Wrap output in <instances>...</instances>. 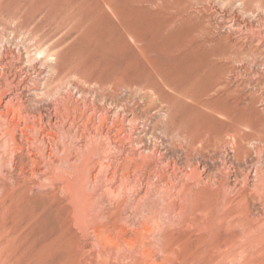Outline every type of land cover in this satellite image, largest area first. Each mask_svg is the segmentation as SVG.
Wrapping results in <instances>:
<instances>
[{"label":"rangeland","instance_id":"374dc122","mask_svg":"<svg viewBox=\"0 0 264 264\" xmlns=\"http://www.w3.org/2000/svg\"><path fill=\"white\" fill-rule=\"evenodd\" d=\"M263 53L264 0H0V110L6 111L8 97L21 103L28 123L40 118L41 132L51 130L59 147L54 174L34 173L29 152L38 155L54 139L40 142L36 127L35 133L23 130L22 138L21 126L12 131L18 111L0 114V264H264L263 246L246 245L252 236L239 221L247 204L256 217L264 205L258 194L247 203L243 197L254 192L255 168L264 172V138L258 140L264 137ZM54 113L60 122L54 123ZM132 114L137 119L129 121ZM120 126L131 139L118 133ZM226 127L214 146L204 148L196 138ZM233 135L247 151L239 161ZM84 144L99 149L74 165L93 167L88 190L70 194L64 183L79 185L86 169L77 174L59 158L64 146L69 163L79 158ZM121 171L130 179L136 173L142 183L107 191L121 186ZM143 189L146 196L138 199ZM86 193L92 202L100 197L95 203L102 209L93 202L96 212L90 205L83 212ZM197 203L202 206L193 210ZM103 231L110 241L101 239ZM232 234L239 237L216 242Z\"/></svg>","mask_w":264,"mask_h":264},{"label":"bare ground","instance_id":"6f19581e","mask_svg":"<svg viewBox=\"0 0 264 264\" xmlns=\"http://www.w3.org/2000/svg\"><path fill=\"white\" fill-rule=\"evenodd\" d=\"M145 1V0H144ZM182 1V0H181ZM170 2H172V1H170ZM42 4V3H41ZM65 4V3H64ZM67 8V7H66ZM56 10V9H55ZM139 10V9H138ZM258 10V9H257ZM13 12V11H12ZM30 12V11H29ZM47 13H49V12H47ZM33 15V14H32ZM235 29V28H234ZM84 30H85V28H84ZM237 30V29H236ZM165 42V41H164ZM166 49V48H165ZM164 49V50H165ZM264 54V53H263ZM19 55V54H18ZM209 57V56H208ZM206 58V57H205ZM146 61V60H145ZM190 66V65H189ZM2 67V66H1ZM7 69V68H6ZM52 70H54V69H52ZM1 78V77H0ZM15 78V77H14ZM24 79V78H23ZM220 79H221V77H220ZM30 80V79H29ZM19 81V80H18ZM1 82V81H0ZM6 82H7V80H6ZM5 82V83H6ZM17 83V82H16ZM9 84V83H8ZM16 85V84H15ZM24 86H26V85H24ZM58 86V85H57ZM28 87V86H27ZM122 87V86H121ZM10 89V88H9ZM57 90V89H56ZM93 90V89H92ZM147 92V91H146ZM4 93V92H3ZM95 93V92H94ZM41 94V93H40ZM17 95V94H16ZM8 96V95H7ZM18 97V96H17ZM16 97V98H17ZM122 97V96H121ZM140 97V96H139ZM180 97V96H179ZM2 98V97H1ZM76 98H78V97H76ZM11 99L12 98H7V100H5V103H3V109L5 108V110L6 111H2V110H0V114H6L7 112H9L10 110H14V111H18V112H16V113H18V115L16 116L17 118H16V120H17V122H14V128L13 127H11V128H13L14 130H12L11 128H9L10 130H12L13 131V133L15 132V129H17L16 127L19 125V126H21V127H19L20 128V135L22 136V138H23V136H25V134H22L23 133V130H25V129H29L30 131L29 132H31V133H35V131H33L32 132V130L31 129H35V127H36V130L38 131V133H39V135H40V138L38 139V140H40V142H46V141H51L52 140V132H51V130H49L50 128L48 127V130L49 131H44V132H41V130H42V128H43V126H41V124H39L38 122H40V118H39V120H38V118H37V120H38V122L37 121H35V122H33V124H29L28 123V119H27V115H28V112L26 111V110H24V108H23V105L21 104V103H18V104H16V105H14L13 104V102H11ZM80 99V98H79ZM143 99V98H142ZM85 100V99H84ZM101 100H103V99H101ZM100 100V101H101ZM33 102V101H32ZM88 104H90V103H88ZM197 104V103H196ZM119 106V105H118ZM162 106V105H161ZM103 107V106H102ZM106 107V106H105ZM125 107V106H124ZM94 108V107H93ZM122 108H123V105H122ZM56 109V108H55ZM108 109V108H107ZM63 111H64V109H63ZM124 112H125V109L123 110ZM54 112V111H53ZM60 112V111H59ZM116 112V111H115ZM30 113V112H29ZM86 113V112H85ZM150 113V112H149ZM8 114V113H7ZM64 114V113H63ZM105 114V113H104ZM103 114V115H104ZM195 114V113H194ZM197 114V113H196ZM13 115V112H12V114H11V116ZM15 115V114H14ZM33 116H34V114H32ZM67 115V114H66ZM89 115H91L90 113H89ZM100 115H101V113H100ZM61 116V115H60ZM97 116H99V115H97ZM190 116V115H189ZM2 117H3V115H2ZM13 117V116H12ZM30 117V116H29ZM51 118L53 117V120H54V123H57L58 121H59V117H57V115L54 113V116L52 115V116H50ZM88 117V116H87ZM94 117V116H93ZM109 117V116H108ZM131 118H129V121H131V120H133V119H137V117L135 118V116H134V114H132L131 116H130ZM4 118V117H3ZM6 118V117H5ZM31 118V117H30ZM30 118H29V120H30ZM64 118V117H63ZM78 118V117H77ZM126 118V117H125ZM7 119H10V118H7ZM27 119V120H26ZM34 119V118H33ZM197 119V118H196ZM202 119H203V117H202ZM11 120H12V118H11ZM101 120H103V119H101ZM32 121V120H31ZM49 121V120H48ZM97 121H99V120H97ZM189 121V120H188ZM7 122H9V121H7ZM60 122V121H59ZM106 122V121H105ZM110 122V121H109ZM111 122H112V120H111ZM145 122V121H144ZM190 123H192V121L190 120L189 121ZM3 123V122H2ZM5 123V122H4ZM45 123H48L47 122V120H46V122ZM50 123H52V122H50ZM68 123V122H67ZM86 123H88V122H86ZM115 123V122H114ZM197 123V122H196ZM71 124H72V122H71ZM81 124V123H80ZM189 124V123H188ZM198 124V123H197ZM197 124H195V125H197ZM226 124V123H225ZM49 125H51V124H49ZM56 125V124H55ZM101 125V124H100ZM233 125V124H232ZM10 126H12L11 124H10ZM47 126V125H46ZM52 126H53V124H52ZM187 126V125H186ZM185 126V127H186ZM199 126L200 125H197V127L199 128ZM71 126H69V128H70ZM85 127V126H84ZM118 127V126H117ZM192 127H194V126H190L189 127V129H191ZM241 127V126H240ZM45 128V127H44ZM57 128V127H56ZM94 128V127H93ZM92 128V129H93ZM96 128H98V127H96ZM106 128V127H105ZM120 128V129H119ZM118 128V133H120V134H123V133H125V131H124V129L122 128V126H120ZM127 128V127H126ZM5 129V128H4ZM9 129L7 130V131H9ZM188 129V128H187ZM201 129V127L198 129V130H200ZM202 129H204V128H202ZM99 130V129H98ZM101 130V129H100ZM99 130V131H100ZM126 130V129H125ZM185 130H186V128H185ZM192 130H193V128H192ZM197 130V131H198ZM43 131V130H42ZM67 131V130H66ZM73 131H74V129H73ZM140 131V130H139ZM188 131V130H187ZM189 131H191V130H189ZM194 131V130H193ZM193 131L191 132V133H193ZM230 131V128L229 127H226V129L222 132V131H216L215 132V135L213 134V137L212 138H209L210 137V135L208 136H205L206 134H204V137H202V133H200V136L199 137H196L197 136V134L198 133H195L194 135V137H196L198 140H201L200 142L203 144V146L202 147H204V148H206L208 145H213L214 146V144L216 143V141H218V140H221L222 139V136L220 135L221 133H225L224 135H227V133L226 132H229ZM10 132V131H9ZM27 132V131H26ZM53 132H54V130H53ZM4 133V132H3ZM2 133V134H3ZM25 133V132H24ZM66 133V132H65ZM106 133V132H105ZM209 133V132H208ZM212 133V132H211ZM9 134V133H8ZM27 134V133H26ZM69 134V133H68ZM71 134V133H70ZM104 134V133H103ZM240 134V133H239ZM15 134H13V135H11V133H10V136H12V139L11 138H9V139H11L12 141L14 140V136ZM28 135V134H27ZM29 135H30V133H29ZM97 135V134H96ZM124 136H125V138L127 137V135H125V134H123ZM164 135V134H163ZM193 135V134H192ZM50 136L52 137V138H50ZM54 136H55V134H54ZM57 136H58V134H57ZM107 136H110V135H107ZM37 137V136H36ZM39 137V136H38ZM59 137V136H58ZM102 137H103V135H102ZM201 137V138H200ZM233 137H234V135H233ZM34 138H35V136H34ZM97 138V137H96ZM106 138H108V137H106ZM127 138H129V139H131V137H130V135L127 137ZM191 138V137H190ZM196 138H194V139H196ZM203 138H205V139H203ZM263 136H259L258 137V140L259 141H263ZM5 139H7V138H5ZM25 139V138H24ZM54 139V138H53ZM114 139V138H113ZM193 139V138H192ZM194 139H193V141H194ZM196 139V140H197ZM20 140V139H19ZM31 140V139H30ZM37 140V139H36ZM74 140V139H73ZM110 140V139H109ZM108 140V141H109ZM203 140H204V142H203ZM227 140V139H226ZM257 140V141H258ZM11 141V142H12ZM15 141V140H14ZM13 141V142H14ZM25 141H26V139H25ZM24 141V142H25ZM33 141V140H32ZM54 141V145L50 148V147H41V148H39L38 150H39V154L38 155H36V154H34V153H32V152H29V154H31V158H30V160H28V161H31L32 162V164H33V166L34 167H37V168H35V169H33V172L35 171V172H38V173H40V175L41 174H45L46 172H51L52 174H54V166H53V163L52 162H54L55 164H57V165H59V163H57L58 161V158H57V152L56 151H58L59 150V147H58V145H56V141H55V139L53 140ZM67 141V140H66ZM86 141V140H85ZM102 141V140H101ZM119 141V140H118ZM130 141H135V142H137L138 141V137L137 136H133V140H130ZM192 141V140H191ZM8 142V141H7ZM12 142V143H13ZM16 142V141H15ZM20 142V141H19ZM27 142V141H26ZM30 142V141H29ZM60 142V141H59ZM195 142V141H194ZM47 143V142H46ZM62 143V142H61ZM89 143V142H88ZM115 143V142H114ZM196 143H197V141H196ZM25 144V143H24ZM23 144V145H24ZM30 145H32L31 143H29ZM35 144H37V143H35ZM40 144V143H39ZM49 144H50V142H49ZM124 144V143H123ZM127 144V143H126ZM130 144H132L131 142H130ZM195 144V143H194ZM14 145V144H13ZM22 145V144H21ZM21 145L20 144H18V148H21ZM34 145V144H33ZM46 145V144H45ZM82 145V144H81ZM87 145V144H86ZM85 144L80 148L81 149V153L79 154V158H76V157H74L73 159H72V164L70 165V163H69V161L70 160H68L69 159V154L70 153H68L69 151H70V148H69V146H64V148H63V153H64V157L61 159V158H59V162H62V163H64V164H66L69 168H70V166H74V165H76L75 163H76V161L79 159V161H81V163L83 164V162L85 161V160H88V158H90L91 157V155H93V154H95L99 149H98V146H94V145H91V147L90 148H88L87 146H86ZM128 145V144H127ZM6 146L7 145H5V148L3 149V150H7L8 148H6ZM27 146V145H26ZM63 146V145H62ZM130 146V145H129ZM180 146V145H179ZM231 146V145H230ZM2 147H3V145H2ZM14 148H15V146H13ZM28 147V146H27ZM79 147V146H78ZM126 147V146H125ZM9 148H11V147H9ZM77 148V147H76ZM145 148V147H144ZM12 149V148H11ZM11 149H10V151H11ZM103 149V148H102ZM133 149V148H132ZM135 149V148H134ZM158 149V148H157ZM191 149V148H190ZM15 150H17V148L15 149ZM27 150V149H26ZM112 150V149H111ZM156 150V149H155ZM233 150H234V159H236L237 161H239V160H241V157H242V154L244 155V154H246V149H244V146L242 145V143H241V141H240V137H239V135L238 136H235L234 137V142H233ZM259 150V149H258ZM37 151V150H36ZM54 151V152H53ZM76 151V150H75ZM101 151V150H100ZM99 151V152H100ZM4 152V151H3ZM7 152V151H6ZM12 152V151H11ZM16 152H18V151H16ZM20 152V151H19ZM103 152V151H102ZM101 152V153H102ZM134 152V151H133ZM158 152V151H157ZM139 153V152H138ZM137 153V154H138ZM2 154V153H1ZM0 154V155H1ZM20 154H22V152L20 153ZM19 154V155H20ZM131 154H133V153H131ZM134 154H136V152L134 153ZM261 154V153H260ZM4 155H8L7 153L6 154H4ZM3 155V156H4ZM9 155H10V153H9ZM13 155V154H12ZM24 155V154H23ZM69 155V156H68ZM101 155V154H100ZM108 155V154H107ZM124 155H126V154H124ZM21 156V155H20ZM133 156V155H132ZM131 156V157H132ZM136 156V155H135ZM133 157V158H136V157ZM1 157V156H0ZM27 157V156H26ZM104 157V156H103ZM102 157V158H103ZM109 157V156H108ZM20 158V157H19ZM127 158H128V156H127ZM138 158V157H137ZM136 158V159H137ZM141 158V157H140ZM143 158V157H142ZM7 159H8V157H7ZM13 159V158H12ZM18 159V158H17ZM25 159V158H24ZM119 159V158H118ZM0 160L2 161V159L0 158ZM9 160H10V158H9ZM14 160V159H13ZM19 160V159H18ZM22 160V159H21ZM20 160V161H21ZM27 160V159H26ZM46 160V161H45ZM50 162H49V161ZM105 160V159H104ZM111 160V159H110ZM115 160V159H114ZM0 161V162H1ZM7 161V160H6ZM12 161V160H11ZM45 161V162H44ZM117 161V160H116ZM15 162H17V161H15ZM22 162V161H21ZM107 162V161H106ZM13 163V162H12ZM18 163H19V161H18ZM61 163V164H62ZM79 163V162H78ZM146 164L147 163H149L148 161H146L145 162ZM14 164V163H13ZM12 164V165H13ZM17 164V163H16ZM24 164V163H23ZM23 164H21V165H23ZM26 164V163H25ZM101 164V163H100ZM19 165V164H18ZM28 165V164H27ZM44 165V166H43ZM81 165V164H80ZM102 165V164H101ZM46 166V167H45ZM104 166V165H103ZM105 166H107V165H105ZM125 166H127V165H125ZM124 166V167H125ZM134 166V170L135 169H138L135 165H133ZM132 166V167H133ZM3 167V166H2ZM15 167V166H14ZM17 167V166H16ZM20 167H23V166H20ZM19 167V168H20ZM42 167H44L45 169L47 168V171H45V170H41V168ZM79 167H81V166H74L73 167V169H74V171H75V169L77 170V174H78V170L79 169H77V168H79ZM123 167V166H122ZM18 168V171H22V170H20ZM28 168H30V167H28ZM59 168V167H58ZM107 168V167H106ZM129 168V167H128ZM146 168V167H145ZM23 169V168H22ZM50 169V170H49ZM65 169V168H64ZM81 169L83 170H85L86 169V178H84L83 179V181L78 185V184H76V183H74V182H72V181H69V179H67V181L64 183V185H63V189L66 191V192H68V193H70V194H73V193H75L76 192V190H78V188H81L82 190H85V189H87L88 190V183H89V181L87 180L88 179V176H90V175H92L91 174V171L93 170V167H87V166H82L81 167ZM80 169V170H81ZM102 168L99 166V168H98V170H96V172H95V174H93V177L91 178V180H92V182L95 184V181H96V178H98V175H99V173L102 171L101 170ZM66 170V169H65ZM126 170V169H125ZM129 170V169H128ZM127 170V171H128ZM25 171V170H24ZM107 171V170H106ZM122 171H123V169H122ZM121 171V172H122ZM127 171H125V172H127ZM133 171V170H132ZM138 171V170H137ZM136 171V172H137ZM4 172V171H3ZM34 172V173H35ZM83 172V171H82ZM113 172V171H112ZM125 172H122L123 174L125 173ZM129 172V171H128ZM134 172V171H133ZM139 172V171H138ZM0 173H2V172H0ZM19 173H21V172H19ZM66 173V172H65ZM73 173V172H72ZM74 173H76V172H74ZM80 173V172H79ZM102 173V172H101ZM115 173L116 172H114V175H115ZM121 173V174H122ZM152 173V172H151ZM250 173V172H249ZM249 173H246V176H245V182L248 180V177L250 176V174ZM120 174V175H121ZM140 174V173H139ZM147 174V173H146ZM145 174V175H146ZM191 174L192 175H196V169L194 168L192 171H191ZM1 175H3V173L1 174ZM4 175H6V174H4ZM9 175H10V173H9ZM38 175V174H37ZM76 175V174H75ZM127 175H129V173L127 174ZM132 175H135V177H133L132 179H130L129 178V176L126 178V174H124L123 176H124V178H122V180H120L121 181V186H118L117 188L115 187V189H110L109 187L107 188V191H113L114 192V190H117V193H118V189L119 188H121V189H123V190H125V191H127V190H130V189H132L133 187H137V185H138V183L140 182V180L138 179V176L136 177V173H134V174H132ZM141 175V174H140ZM153 175V174H152ZM22 176H23V174H22ZM31 176H33V175H31ZM30 176V178H33V177H31ZM39 176V175H38ZM54 176V175H53ZM63 176H64V174H63ZM66 176H68L67 174H66ZM105 176V175H104ZM111 176V175H110ZM109 176V177H110ZM253 176L256 178V180H254V182H256L257 181V184H255L254 185V192L252 193V191L251 192H249V194H250V196L248 195V196H243L244 197V199H245V202L247 203V201H248V198L247 197H253V199L256 197L255 195H259L261 198H260V201L261 202H263V204H264V197L262 196V190L264 191V172H263V169L262 168H255V170H254V173H253ZM1 177V176H0ZM41 177V176H40ZM43 177V176H42ZM46 177V176H45ZM52 177V176H51ZM50 177V178H51ZM112 177H114V176H112ZM143 177V176H142ZM148 177V176H147ZM192 177V176H191ZM9 178V180H10V177H8ZM44 178V177H43ZM50 178H48V179H50ZM54 178V177H53ZM102 178V177H101ZM158 178V177H157ZM195 178V177H194ZM45 179V178H44ZM151 179V178H150ZM150 179H149V182H150ZM166 179V178H165ZM168 179V178H167ZM2 180V179H1ZM9 180H7V181H9ZM112 180V179H111ZM111 180H109V182L111 181ZM114 180H115V178H114ZM147 180V178L145 179V181ZM251 182H253V180L250 178L249 179ZM12 180H10L9 182H11ZM23 181V180H22ZM43 181V180H42ZM29 182H31V181H29ZM28 182V183H29ZM100 182V181H99ZM33 183V182H32ZM140 183H142V182H140ZM139 183V184H140ZM169 183V182H168ZM5 184V183H4ZM10 184V183H9ZM118 184H119V182H118ZM154 184V183H153ZM106 185V184H105ZM149 185V184H148ZM183 185V184H182ZM6 186H8V185H6ZM89 186H91V185H89ZM139 186V185H138ZM151 186V185H150ZM53 187V186H52ZM113 187V186H112ZM1 188L2 187H0V190H1ZM9 188H11V187H9ZM141 188V187H140ZM161 188V187H160ZM92 189L93 190H97L96 189V186L94 185L93 187H92ZM138 189H139V187H138ZM138 189L135 191L136 193H137V191H138ZM148 189H150V188H148ZM253 189V188H252ZM144 190V189H143ZM106 191V192H107ZM149 190H147V192H148ZM171 191V190H170ZM102 193H99V194H97V195H101L100 197H102V195L103 194H105L106 192L103 190V191H101ZM104 192V193H103ZM134 192V193H135ZM144 193L142 194V195H139L138 196V199H142V198H144V196H146V191L144 190L143 191ZM85 193V192H84ZM92 193V192H91ZM96 192H94V194H95ZM88 193H86V194H84V200H83V202H81V210L82 209H84V208H86L87 209V207L90 205V207H91V205L93 204V202L95 203V201H100L99 200V198H97L96 200H95V198H94V200L95 201H91L90 200V197L89 196H91L90 194H88ZM107 194H109V193H107ZM107 194H106V196H107ZM149 194V193H148ZM52 195V194H51ZM50 195V196H51ZM115 195H117L116 193H115ZM119 195H121V194H119ZM174 195V194H173ZM4 196V195H3ZM17 196V195H16ZM53 196V195H52ZM51 196V197H52ZM125 196V195H124ZM96 197H98V196H96ZM127 197V196H126ZM135 197H137V195H135ZM176 197V196H175ZM11 198H14V197H11ZM53 198V197H52ZM118 198V197H117ZM120 198H122V197H120ZM149 198V197H148ZM156 198V197H155ZM109 199V198H108ZM137 199V200H138ZM110 200V199H109ZM108 200V201H109ZM115 200V199H114ZM127 200V199H126ZM132 200L134 201V200H136V199H134V198H132ZM179 200V199H178ZM103 201V200H102ZM116 202H118L117 200H115ZM112 202V201H111ZM111 202L109 203V204H111ZM127 202V201H126ZM125 202V203H126ZM139 202V201H138ZM156 202V201H155ZM245 202H242V204H244ZM144 203V202H143ZM102 204V203H101ZM104 204V203H103ZM127 204L128 203H126V205H125V207H124V209L127 207ZM149 204H151V203H149ZM163 204H165V203H163ZM200 204V203H199ZM199 204L197 203L196 205H194V207H193V210H196V208H198V206H199ZM241 204V203H240ZM241 204V205H242ZM262 204V203H261ZM96 203H95V207H96ZM99 205V204H98ZM105 205V204H104ZM124 204H122V206H123ZM147 204L145 203V205L143 204V206H146ZM240 205V206H241ZM93 206V207H94ZM101 206H103V205H101ZM100 206V207H101ZM128 206H130V209L132 208L131 207V205H128ZM134 207H135V205H133ZM148 206V205H147ZM151 206V205H150ZM200 206H202L201 204H200ZM199 206V207H200ZM84 207V208H83ZM95 207H94V209H95ZM99 207V206H98ZM205 207V206H204ZM79 208V209H80ZM97 208V207H96ZM110 208V207H109ZM122 209H123V207H121ZM128 208V207H127ZM146 209H149V208H147V207H145ZM145 208H143V209H145ZM186 208V207H185ZM242 208V207H241ZM253 208V207H252ZM262 208V207H261ZM15 209V208H14ZM92 207H91V212H92V210L94 211V212H96L95 210H94ZM98 209H102V208H97V210ZM115 209V208H114ZM134 209V208H133ZM136 209V208H135ZM134 209V210H135ZM202 209V208H201ZM89 210H90V208H89ZM113 210V209H112ZM134 210H133V212H134ZM156 210V209H155ZM203 210V209H202ZM241 210H243V213L241 214L242 216H241V218H240V220L239 221H241V223H242V230H243V232H248V231H250L248 234H247V236H248V238H250L249 236L251 235L252 236V238L250 239V240H248L251 244H249V242L247 243L246 242V245L247 246H249V245H251V247H253L254 245V248L255 247H261V246H263V248H264V205H263V210H262V216H260L259 215V217H256V216H252L251 215V208H250V206L247 204L246 206H244V209L242 208V209H240V212H241ZM83 212H84V210H82ZM86 211V210H85ZM100 212H101V210H99ZM105 211V210H104ZM124 211V213L126 212L125 210H123ZM139 212V210H136V212ZM142 211V210H141ZM143 211H145V210H143ZM189 211V210H188ZM89 212V211H88ZM90 212V213H91ZM99 212V213H100ZM117 212H119V211H117ZM130 212H132V211H130ZM163 212V211H162ZM186 212H187V210H186ZM87 213V212H86ZM93 213V212H92ZM92 213H91V215H92ZM119 213H121V212H119ZM118 213V214H119ZM95 214V213H94ZM94 214H93V216H94ZM98 214V213H97ZM96 214V215H97ZM103 214H106V213H103ZM102 213H101V215L100 216H102L103 215ZM108 214V213H107ZM133 214V213H132ZM136 213L134 212V215H135ZM85 215V214H84ZM95 215V216H96ZM108 215H110L109 217H111V215L112 214H108ZM90 216V215H89ZM120 216H121V214H120ZM103 217H107V215L106 216H104L103 215ZM146 217V216H145ZM149 217V216H148ZM236 217H238V216H236ZM94 218V217H93ZM100 218V217H99ZM99 218H98V220H96L95 221V223H97V221H99ZM108 218V217H107ZM120 218H122V217H120ZM239 218H237V219H239ZM82 219V218H81ZM104 219V218H103ZM102 219V220H103ZM113 220H115L114 218H112ZM148 219V218H147ZM233 219H235L236 220V218H234L233 217ZM121 220V219H120ZM127 220H128V218H127ZM83 221V220H82ZM80 222H81V220H80ZM105 222V221H104ZM108 222V221H107ZM112 222V221H111ZM94 223V222H93ZM94 223V224H95ZM151 223V222H150ZM234 223V222H233ZM87 224V223H86ZM98 224V223H97ZM96 224V225H97ZM99 224H100V222H99ZM141 224V223H140ZM238 224V223H237ZM123 225V224H122ZM172 225V224H171ZM99 226V225H98ZM125 226V225H124ZM140 226V225H139ZM156 226V225H155ZM93 226H91V228H92ZM149 227V226H148ZM263 227V228H262ZM123 228V227H122ZM151 228V227H150ZM158 228V227H157ZM15 229V228H14ZM133 229V228H132ZM138 230V229H137ZM146 230V229H145ZM241 230V229H240ZM98 231V230H97ZM102 231V230H101ZM100 231V232H101ZM114 231H115V228H114ZM254 231H258L259 232V234L256 236L253 232ZM104 232L105 231H103V233H102V235H101V237L103 236V234H104ZM110 232H111V230H110ZM120 232H121V230H120ZM120 232L119 231H115V233L117 234V233H119L118 235L120 236L121 234H120ZM137 232V231H136ZM95 233V232H94ZM109 233V232H108ZM107 233V234H108ZM144 233V232H143ZM15 234V233H14ZM97 234H99L98 232L96 233V235ZM111 234V233H110ZM110 234H108V235H110ZM116 234H114V235H116ZM95 235V234H94ZM100 235L97 237L98 239H99V237H100ZM124 235H125V233H124ZM123 235V236H124ZM112 236V235H111ZM122 236V235H121ZM104 237V236H103ZM101 238L102 240L104 239V238ZM236 237H239L237 234H232L231 236H218V238H216L217 240H216V242L219 244V245H221V244H223V245H226V244H229V243H231V242H233V239H235ZM96 237L95 238H93V239H97ZM105 238H107V239H105V241L107 240V241H110L111 239H109L110 238V236L109 237H105ZM114 238H115V236H114ZM118 238V237H117ZM121 239L123 238V237H120ZM247 238V239H248ZM101 239H99V240H101ZM119 239V238H118ZM121 239H120V241H121ZM133 239V238H132ZM141 239H142V237H141ZM160 239V238H159ZM209 239V238H208ZM246 239V238H245ZM99 240H97V242H99ZM100 241L101 242V244H105V243H102L103 241ZM115 240V239H114ZM123 240V239H122ZM126 242L128 241V240H130L129 238H127V240L126 239H124ZM123 240V242H125ZM136 240V239H135ZM104 241V242H105ZM134 241V240H133ZM160 241H163L162 239L160 240ZM214 241V240H213ZM240 241V240H239ZM113 242V241H112ZM116 242H118V241H115V243ZM130 242V241H129ZM135 242V241H134ZM157 242H158V240H157ZM110 242H108V244H109ZM107 244V243H106ZM105 244V245H106ZM118 244H120V242H118ZM117 244V245H118ZM123 244H125V243H123ZM129 244H131V243H129ZM254 244V245H253ZM158 245H159V242H158ZM167 245V244H166ZM213 245V244H212ZM215 245V244H214ZM15 246V245H14ZM94 246V245H93ZM102 246V245H101ZM104 246V245H103ZM121 246V245H120ZM119 245H118V247H120ZM143 246V245H142ZM99 247V246H98ZM125 247V246H124ZM258 247V248H259ZM140 248H142V247H140ZM164 248V247H163ZM248 249H249V247H247ZM258 248H255V249H257L258 250ZM148 249V248H147ZM150 249H151V247H150ZM247 249V250H248ZM251 249V248H250ZM149 250V249H148ZM158 250V249H157ZM214 250V249H213ZM244 250V249H243ZM252 250H254V249H252ZM251 250V253H249V255H252L253 256V251ZM261 251H262V253H264V249H260ZM145 251V250H144ZM221 251V250H220ZM250 251V250H249ZM248 251V252H249ZM254 251H256V250H254ZM259 251V250H258ZM98 252V251H97ZM149 252H152V251H150L149 250ZM158 252V251H157ZM247 252V253H248ZM257 252V251H256ZM145 253V252H144ZM240 253V252H239ZM138 254V253H137ZM153 254V253H152ZM8 255V254H7ZM102 255V254H101ZM97 256V255H96ZM143 256H147L146 254L145 255H143ZM102 258V257H101ZM149 258V257H148ZM249 258V257H248ZM105 259V258H104ZM103 259V260H104ZM141 259H143V258H141ZM150 259H151V257H150ZM102 260V259H101ZM116 263V262H115ZM2 264V263H1ZM144 264V263H143ZM168 264V263H167Z\"/></svg>","mask_w":264,"mask_h":264}]
</instances>
